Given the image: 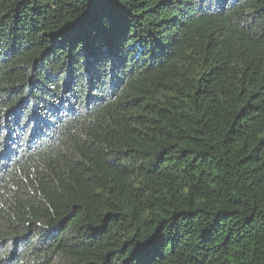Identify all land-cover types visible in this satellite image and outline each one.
<instances>
[{"label": "trees", "instance_id": "1", "mask_svg": "<svg viewBox=\"0 0 264 264\" xmlns=\"http://www.w3.org/2000/svg\"><path fill=\"white\" fill-rule=\"evenodd\" d=\"M0 264H264V0H0Z\"/></svg>", "mask_w": 264, "mask_h": 264}]
</instances>
